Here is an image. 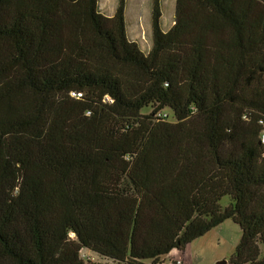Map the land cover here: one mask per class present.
<instances>
[{"label":"trees","instance_id":"16d2710c","mask_svg":"<svg viewBox=\"0 0 264 264\" xmlns=\"http://www.w3.org/2000/svg\"><path fill=\"white\" fill-rule=\"evenodd\" d=\"M99 1L0 0V264H163L227 219L264 264V0H154L148 53Z\"/></svg>","mask_w":264,"mask_h":264},{"label":"rangeland","instance_id":"374dc122","mask_svg":"<svg viewBox=\"0 0 264 264\" xmlns=\"http://www.w3.org/2000/svg\"><path fill=\"white\" fill-rule=\"evenodd\" d=\"M121 0H100L101 12L106 15H113ZM162 12V28L168 30L174 23L176 0H159ZM126 25L129 38L135 41L141 50L148 53L152 47V11L154 0H123ZM167 111V110H166ZM144 113L151 112L150 108H145ZM169 112V119L173 116ZM231 201L230 196H224L221 200L222 207L227 206ZM241 237L240 226L232 219H227L217 227H214L205 235L193 240L189 246V251H174L168 257L180 260L181 264H217L226 260L230 263V257L234 252ZM95 261H102L93 254ZM111 263V262H109ZM146 261L145 264H149Z\"/></svg>","mask_w":264,"mask_h":264},{"label":"built area","instance_id":"2783aa9c","mask_svg":"<svg viewBox=\"0 0 264 264\" xmlns=\"http://www.w3.org/2000/svg\"><path fill=\"white\" fill-rule=\"evenodd\" d=\"M261 141L264 144V131H263V133L261 135ZM93 254H95V253H93L92 251H90L88 249L82 250V256L85 257V258H87V259L95 260L93 258ZM95 255L100 258V256L98 254H95ZM103 261H105V260H103ZM163 264H181V261L180 260H174L172 257H170V258L169 257H166L164 259V261H163Z\"/></svg>","mask_w":264,"mask_h":264},{"label":"crops","instance_id":"0c3cea01","mask_svg":"<svg viewBox=\"0 0 264 264\" xmlns=\"http://www.w3.org/2000/svg\"><path fill=\"white\" fill-rule=\"evenodd\" d=\"M109 16H110V15H109ZM127 29H128V28H127ZM127 31H128V30H127ZM185 250H186V251H189V250H190V249H189V246H187ZM174 251H176V250H173L172 253H173ZM178 251H184V250H178Z\"/></svg>","mask_w":264,"mask_h":264},{"label":"water","instance_id":"95a60500","mask_svg":"<svg viewBox=\"0 0 264 264\" xmlns=\"http://www.w3.org/2000/svg\"><path fill=\"white\" fill-rule=\"evenodd\" d=\"M217 264H226V260L219 261Z\"/></svg>","mask_w":264,"mask_h":264}]
</instances>
